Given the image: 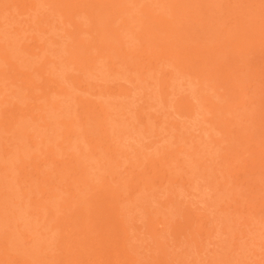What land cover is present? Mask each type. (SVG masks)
I'll use <instances>...</instances> for the list:
<instances>
[{"label": "rangeland", "instance_id": "rangeland-1", "mask_svg": "<svg viewBox=\"0 0 264 264\" xmlns=\"http://www.w3.org/2000/svg\"><path fill=\"white\" fill-rule=\"evenodd\" d=\"M0 264H264V0H0Z\"/></svg>", "mask_w": 264, "mask_h": 264}]
</instances>
